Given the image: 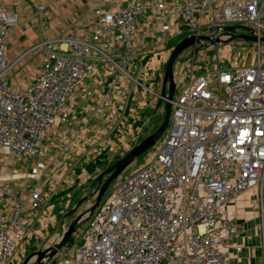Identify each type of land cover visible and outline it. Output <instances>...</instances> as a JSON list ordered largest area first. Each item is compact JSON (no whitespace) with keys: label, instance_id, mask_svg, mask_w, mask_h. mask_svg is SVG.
Segmentation results:
<instances>
[{"label":"built area","instance_id":"obj_1","mask_svg":"<svg viewBox=\"0 0 264 264\" xmlns=\"http://www.w3.org/2000/svg\"><path fill=\"white\" fill-rule=\"evenodd\" d=\"M47 8L36 4V15ZM93 13L94 22L82 20L91 24L82 38L36 46L44 50L41 71L20 89L12 86L11 73L31 50L10 57L9 28L18 19L0 4V153L13 160L12 174L0 175V264H9L34 233L47 199L43 174L30 175L28 167L21 172L18 164L39 155L56 128L69 123L76 92L89 96L87 81L103 80L100 64L135 81L137 56L150 39L156 48L179 34L215 39L224 26L253 24L258 35L264 28V0H129ZM213 58L203 66L192 63L172 101L162 146L105 194L80 240L55 264H233L234 252L243 249L233 242L245 228L229 206L252 189L264 206V62L225 67ZM108 105L104 93L96 112ZM117 116L112 112V119ZM21 178L37 181L26 192L25 184L14 183Z\"/></svg>","mask_w":264,"mask_h":264},{"label":"crops","instance_id":"obj_2","mask_svg":"<svg viewBox=\"0 0 264 264\" xmlns=\"http://www.w3.org/2000/svg\"><path fill=\"white\" fill-rule=\"evenodd\" d=\"M128 1L0 0V4L13 11L18 19V24L9 28V55L12 59H16L28 52L32 47L50 39L82 38L91 28V24L82 20L85 17H89L91 22H94L93 11L96 8H101L104 11L115 10L124 6ZM39 3L47 5L48 8L45 12L36 15V4ZM155 43L156 40L149 41L150 46L145 51V54L151 53L150 58L145 63H142V60L140 61V66L134 75L135 81L125 80L118 76L116 70L113 71L100 64L98 69L104 74L103 80L87 81L86 84L90 89L89 96H86L81 90L76 92L77 106L75 114L67 125L57 128L54 133L56 139L59 137L57 140L59 144L53 142L48 144L49 146L51 145V148L56 145L57 149L60 145V150L56 149V151L58 154L63 151L60 157L64 167L71 165L76 159L79 160L77 164H81V155L92 152L111 137L112 139L119 138L121 131H123L121 130L123 129L122 126L125 123H129V128H131L126 131L129 134H132L134 129L136 130L134 132L144 130L143 127L134 126V122L141 120L140 111L146 109L149 105L147 104V96L144 90H153L146 85V82L161 76L163 71L155 73L153 68L157 67L159 69L160 65L166 61V58L168 60L167 48L171 47L170 43H167L166 46H155L156 48H154L152 46ZM66 47L65 42L60 44L61 49H66ZM43 52V49L40 50L38 53L39 57H41L40 55ZM34 55H37V53L29 52L11 73V76L14 75V79H16L13 81V77L11 78L13 87L17 85V87L22 89L27 85L28 82L22 85L20 81L28 69L22 65L34 59ZM150 68L152 71L143 72L144 69L148 70ZM40 71L41 66L39 73ZM15 72L17 73L15 74ZM104 93L107 94L111 105L106 106L103 112L97 113L96 109L100 97ZM126 107L129 109V117L134 118L133 122L125 114ZM114 111L118 116L112 119L111 116ZM62 140L64 144L61 143ZM45 144L47 145V141ZM61 145L63 146L61 147ZM46 185V183H42L44 193ZM229 212L234 220L239 224H243L245 228L244 232L233 242L235 245L242 246L243 249L240 252H234L232 263L264 264V206L260 205L259 190L252 189L245 192L229 206Z\"/></svg>","mask_w":264,"mask_h":264},{"label":"rangeland","instance_id":"obj_3","mask_svg":"<svg viewBox=\"0 0 264 264\" xmlns=\"http://www.w3.org/2000/svg\"><path fill=\"white\" fill-rule=\"evenodd\" d=\"M251 27L254 28L255 25L252 24ZM187 35H189V33L179 34L172 37L170 41L171 47L176 45ZM262 35H264V28L262 29ZM224 38H229V36H225ZM149 41L152 42L155 41V39H150ZM30 50L33 51L34 54L37 53V55H34V59H31L22 65L23 67L28 68L23 78L20 79L22 85H25L26 82H30L35 76H37L41 66V57H39L38 53L42 50V48H36V46H34ZM150 55L151 53H147L145 55L138 54L137 57L141 58L142 63H145L150 58ZM213 57H215V62H218V59L221 58V60L219 59L221 62H219V65L225 67H232L234 65H250L258 62L259 60L264 62V43L234 39L228 43H218L216 45L197 44L196 47H188L178 56L176 60L175 98H177L180 94L181 88L188 80L187 75L190 72L192 63H194L195 66H203L209 63V61L213 63ZM166 63L167 58L166 61L160 65L159 69L157 67L153 68L155 73L158 71L160 72L161 70L163 71L160 77L146 82V85L153 90H144L145 95L147 96V104L149 105L146 109L140 111L139 114L141 116V120L134 122V126L143 127V131L134 132V129L133 133L129 134L126 131L131 128H129V123H125L124 126H122L123 129L121 130L123 131H121L119 138L112 139L111 137L110 139L104 141L100 146L96 147L92 152L81 155V164H77L79 160L76 159L73 163H71V165L64 167L63 163H61L60 168H55L52 165V162L55 158H58V153L56 151L57 147L55 145V147L52 146L51 148V145L49 146L48 144L50 142L59 144L57 143L59 137L56 139V135L54 134L57 131L56 128V131L47 139V145L45 144V148L42 149L39 155L32 158L29 162L23 160L18 164L17 169L19 170V168H22L20 170L21 172L24 168L28 167V173L30 175L37 174L40 177L41 175L39 174H43L41 182L47 184L45 194L48 199L45 207L37 213L36 221L37 219L38 221L37 223L35 221L36 225H34V233L26 242L23 243L22 247L9 264H21L30 252L38 250L43 246L50 245L51 242H55L57 238L62 235L64 229L69 227L72 221L90 203H92L93 198L80 204V206H78L77 209L70 214L71 210L76 207L81 199L90 195L95 190L96 178L99 174L121 159L135 146L136 142L138 143L141 140V138L150 135L153 129L158 128L163 120L165 110V103L162 102L159 104V94L162 88ZM149 71H152V69H144L143 72L146 73ZM16 73L17 72H15V74ZM200 73V70L195 71V75ZM12 77V80L15 81L16 79H14V75L11 76V78ZM182 77H185V81H182ZM18 83L21 84L20 82ZM14 87H17V85ZM125 114L131 122L134 121L133 117H129L128 108L126 109ZM170 128L171 126L166 129L153 147L149 148L145 153L127 166V168L112 182L107 192L144 165L149 156L159 150L163 141L168 136ZM61 143H63V140ZM62 146L63 145H61V147ZM59 148L57 150H60ZM58 159L62 162L61 157ZM12 164L13 160L11 157L0 153V175L3 176L12 174ZM36 181V178H21L14 181V183H16V186L18 185L20 188H22L21 186L25 184L27 188L26 192H29L35 185ZM86 223L87 220L82 222L73 233L70 241L58 250L51 259H47L44 264H55L59 261L62 257V253L69 250L80 240ZM30 264H36V262L34 261Z\"/></svg>","mask_w":264,"mask_h":264},{"label":"water","instance_id":"obj_4","mask_svg":"<svg viewBox=\"0 0 264 264\" xmlns=\"http://www.w3.org/2000/svg\"><path fill=\"white\" fill-rule=\"evenodd\" d=\"M221 30L222 34L215 39L210 36L192 34L184 37L176 45L173 46L166 63L162 81V88L159 94V104L164 102L165 110L163 120L158 128L153 133L138 142L129 152H127L112 166L100 173L96 178L95 190L90 195L81 199L76 207L71 210L70 214L73 213L77 209V207L80 206V204L90 200L91 198H93L92 203H90L72 221L69 227L64 229L62 235L58 237L55 242H51L50 245L43 246L38 250L30 252L24 258L21 264H30L34 261L36 262V264H44L47 259H51L58 250H60L70 241L73 233L76 231L79 225L87 220L94 212V210L98 207L112 182L127 168V166H129L134 160H136L149 148L153 147L157 143L170 123L172 101L174 100L176 92V60L185 49L190 46L196 47L197 44L214 45L215 43H228L234 39L264 43V35H258L253 28L245 25L224 26L221 28ZM241 30H244L246 33H242ZM225 36H229V38H224Z\"/></svg>","mask_w":264,"mask_h":264},{"label":"trees","instance_id":"obj_5","mask_svg":"<svg viewBox=\"0 0 264 264\" xmlns=\"http://www.w3.org/2000/svg\"><path fill=\"white\" fill-rule=\"evenodd\" d=\"M156 129H157V128L153 129V130L151 131V133H153ZM143 139H144V138H142L141 140H143ZM141 140H140V141H141ZM140 141H139V142H140ZM135 145H136V144H135Z\"/></svg>","mask_w":264,"mask_h":264},{"label":"flooded vegetation","instance_id":"obj_6","mask_svg":"<svg viewBox=\"0 0 264 264\" xmlns=\"http://www.w3.org/2000/svg\"><path fill=\"white\" fill-rule=\"evenodd\" d=\"M241 32L243 33V32H245L244 30H241Z\"/></svg>","mask_w":264,"mask_h":264}]
</instances>
